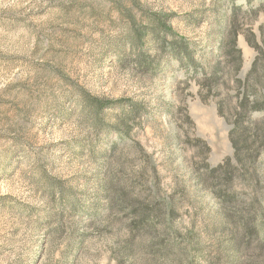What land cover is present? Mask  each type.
<instances>
[{
  "label": "rangeland",
  "instance_id": "obj_1",
  "mask_svg": "<svg viewBox=\"0 0 264 264\" xmlns=\"http://www.w3.org/2000/svg\"><path fill=\"white\" fill-rule=\"evenodd\" d=\"M256 58L264 0H0V264H264V150L198 174Z\"/></svg>",
  "mask_w": 264,
  "mask_h": 264
},
{
  "label": "trees",
  "instance_id": "obj_2",
  "mask_svg": "<svg viewBox=\"0 0 264 264\" xmlns=\"http://www.w3.org/2000/svg\"><path fill=\"white\" fill-rule=\"evenodd\" d=\"M238 11L239 8H235L233 16H236ZM238 34L239 29L230 25L222 35L219 46L220 51L222 53L225 52L226 55L237 61L238 67H240L242 52L237 46ZM190 53H187L185 57L187 60L194 62V56ZM258 58H260L259 55ZM258 58L254 60L246 75L236 108L230 117L229 137L234 148L233 156L226 157L216 166H210L205 156L201 163L203 166L201 169L202 174L198 173L202 176V180L205 177L220 180L221 176H223L225 183L230 184L234 178V166L248 173L251 180L255 179V173L251 171H254V167H256V163L264 150V64H261ZM224 73L225 70L223 66L221 67V63L213 67L212 75L217 79ZM103 107H111V103L100 106L101 109ZM219 112L224 114L221 110ZM254 113H259L260 115L256 116ZM126 133L129 132L127 131ZM119 134L124 136L123 131H120ZM214 194L218 195L221 201L228 197H237L235 193L222 190L221 187L214 189ZM175 216L176 209L170 207L168 220L172 221Z\"/></svg>",
  "mask_w": 264,
  "mask_h": 264
}]
</instances>
